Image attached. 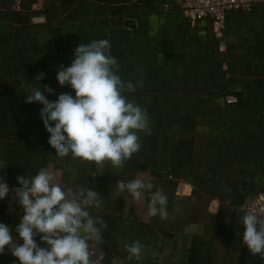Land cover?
Segmentation results:
<instances>
[{
  "label": "crops",
  "instance_id": "obj_1",
  "mask_svg": "<svg viewBox=\"0 0 264 264\" xmlns=\"http://www.w3.org/2000/svg\"><path fill=\"white\" fill-rule=\"evenodd\" d=\"M181 1L0 0V182L17 189V176L48 169L64 187L98 191L102 206L90 212L107 224L96 245L107 264H138L124 248L134 241L145 246L139 264H264L243 247L237 215L264 191V4L226 13L216 32L208 19L187 21ZM102 39L122 80L142 81L126 95L147 110L151 129L119 169L55 156L42 105L26 104L20 87H50L53 102L74 96L59 86L58 67L70 66L79 44ZM136 178L162 189L167 219L147 215L150 194L145 203L119 194V180ZM22 216L9 192L0 223L14 229ZM0 264L19 262L6 247Z\"/></svg>",
  "mask_w": 264,
  "mask_h": 264
},
{
  "label": "clouds",
  "instance_id": "obj_2",
  "mask_svg": "<svg viewBox=\"0 0 264 264\" xmlns=\"http://www.w3.org/2000/svg\"><path fill=\"white\" fill-rule=\"evenodd\" d=\"M119 64L111 55L110 41L94 40L79 44L74 49L70 66L58 67L56 80L59 86L67 85L74 92L60 94L56 101L50 87L21 84L26 90V104L42 105L39 117L49 134L48 144L55 156L70 157L81 163L103 168H122L124 163L141 148L140 135H151L147 110L126 93H134L142 81L134 85L117 74ZM40 73L35 81L43 78ZM6 168V167H5ZM20 185L9 189L0 182V200L14 193L17 205L23 210L17 227L0 223V254L8 251L19 264H93L92 247L104 242L103 230L107 224L90 209L102 206L101 195L89 187L86 191L76 186L64 187L57 174L41 169L31 178L16 177ZM119 194L127 193L132 202L145 203L147 215L168 218L167 197L162 189L154 188L150 180L136 178L117 183ZM243 233L241 243L253 257L264 260V217L257 211L241 210ZM15 232L23 243L18 245L11 233ZM40 237L41 247L36 237ZM129 259L138 264L143 259L145 246L134 241L124 246Z\"/></svg>",
  "mask_w": 264,
  "mask_h": 264
},
{
  "label": "built area",
  "instance_id": "obj_3",
  "mask_svg": "<svg viewBox=\"0 0 264 264\" xmlns=\"http://www.w3.org/2000/svg\"><path fill=\"white\" fill-rule=\"evenodd\" d=\"M255 4H264V0H182L180 12L183 17L193 23L198 20L208 19L212 22L214 30L219 32L225 19L226 13L230 11L248 12ZM164 11H169L168 5L163 6ZM222 50V47H219ZM227 99V102H233ZM220 203L212 200L208 206L210 212H216ZM245 210H253L264 215V191L260 192L253 200H245L241 206ZM264 219V217H260ZM93 264H107L104 260V253L96 245L92 249ZM111 264H123L113 262Z\"/></svg>",
  "mask_w": 264,
  "mask_h": 264
},
{
  "label": "water",
  "instance_id": "obj_4",
  "mask_svg": "<svg viewBox=\"0 0 264 264\" xmlns=\"http://www.w3.org/2000/svg\"><path fill=\"white\" fill-rule=\"evenodd\" d=\"M244 213H243V211H238V213H237V215H239L240 217L243 215Z\"/></svg>",
  "mask_w": 264,
  "mask_h": 264
}]
</instances>
